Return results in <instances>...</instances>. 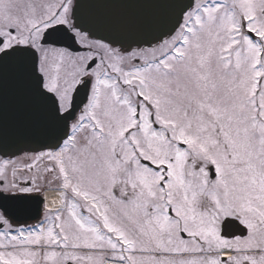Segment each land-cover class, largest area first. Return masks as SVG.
Returning a JSON list of instances; mask_svg holds the SVG:
<instances>
[{"label":"snow or ice","instance_id":"obj_1","mask_svg":"<svg viewBox=\"0 0 264 264\" xmlns=\"http://www.w3.org/2000/svg\"><path fill=\"white\" fill-rule=\"evenodd\" d=\"M0 264H264V0H0Z\"/></svg>","mask_w":264,"mask_h":264},{"label":"flooded vegetation","instance_id":"obj_2","mask_svg":"<svg viewBox=\"0 0 264 264\" xmlns=\"http://www.w3.org/2000/svg\"><path fill=\"white\" fill-rule=\"evenodd\" d=\"M37 208L38 206L36 204L22 206L19 212L21 219L26 220L29 224L34 223L35 221L34 219H31V217H34L37 214Z\"/></svg>","mask_w":264,"mask_h":264}]
</instances>
